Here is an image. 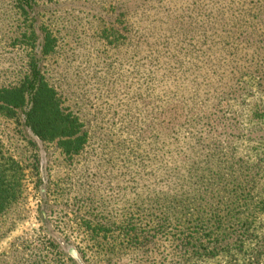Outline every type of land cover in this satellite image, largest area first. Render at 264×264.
<instances>
[{
	"label": "rangeland",
	"instance_id": "rangeland-1",
	"mask_svg": "<svg viewBox=\"0 0 264 264\" xmlns=\"http://www.w3.org/2000/svg\"><path fill=\"white\" fill-rule=\"evenodd\" d=\"M31 58L86 142L0 114V264H264V0H0V88Z\"/></svg>",
	"mask_w": 264,
	"mask_h": 264
},
{
	"label": "trees",
	"instance_id": "trees-1",
	"mask_svg": "<svg viewBox=\"0 0 264 264\" xmlns=\"http://www.w3.org/2000/svg\"><path fill=\"white\" fill-rule=\"evenodd\" d=\"M30 0H19L20 4ZM32 2V0H31ZM57 39L48 33L43 35L42 53L50 54L56 46ZM27 107L24 111L25 125L42 141H55L64 154H76L86 142V134L81 130L79 117L71 110L61 106L56 89L46 79L43 69L36 59L27 62L23 78L12 85H2L0 88V114L9 116L15 114V109ZM20 169L17 161L6 156L0 148V214L19 196ZM191 209V208H189ZM199 213H208L201 210ZM249 214H253L249 211ZM194 233L199 239L205 235L222 240L228 236L221 224L213 232L210 227ZM105 234L107 229H99ZM98 233L97 235H101ZM127 237L136 238L135 233L125 231ZM221 238V239H219Z\"/></svg>",
	"mask_w": 264,
	"mask_h": 264
}]
</instances>
